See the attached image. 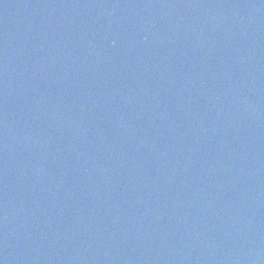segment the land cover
<instances>
[{
  "label": "water",
  "instance_id": "95a60500",
  "mask_svg": "<svg viewBox=\"0 0 264 264\" xmlns=\"http://www.w3.org/2000/svg\"><path fill=\"white\" fill-rule=\"evenodd\" d=\"M0 264H264V0H0Z\"/></svg>",
  "mask_w": 264,
  "mask_h": 264
}]
</instances>
